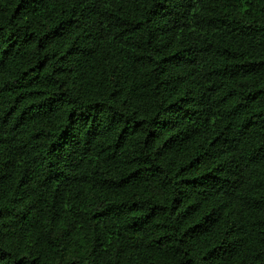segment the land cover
I'll return each mask as SVG.
<instances>
[{
    "label": "trees",
    "instance_id": "obj_1",
    "mask_svg": "<svg viewBox=\"0 0 264 264\" xmlns=\"http://www.w3.org/2000/svg\"><path fill=\"white\" fill-rule=\"evenodd\" d=\"M0 264H264V0H0Z\"/></svg>",
    "mask_w": 264,
    "mask_h": 264
}]
</instances>
